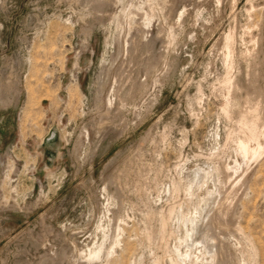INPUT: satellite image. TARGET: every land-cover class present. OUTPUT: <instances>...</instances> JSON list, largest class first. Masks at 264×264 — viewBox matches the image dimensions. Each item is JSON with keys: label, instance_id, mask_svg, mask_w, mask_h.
<instances>
[{"label": "rangeland", "instance_id": "1", "mask_svg": "<svg viewBox=\"0 0 264 264\" xmlns=\"http://www.w3.org/2000/svg\"><path fill=\"white\" fill-rule=\"evenodd\" d=\"M256 102L264 0H0V264H88L116 227L110 264H264V150L223 112Z\"/></svg>", "mask_w": 264, "mask_h": 264}, {"label": "bare ground", "instance_id": "2", "mask_svg": "<svg viewBox=\"0 0 264 264\" xmlns=\"http://www.w3.org/2000/svg\"><path fill=\"white\" fill-rule=\"evenodd\" d=\"M151 18V17H150ZM150 18H147L148 21H151ZM251 37L252 39L255 40V37L251 34ZM233 32L229 31L228 34L226 35V40H227V49L230 51L231 50V42L233 40ZM253 40V41H254ZM258 41V40H257ZM255 43L256 40H255ZM253 44V43H252ZM231 45V46H230ZM228 51V52H229ZM252 51V50H251ZM255 52V51H254ZM229 57V56H228ZM232 64H228L227 66V75H226V79H225V83L229 85V87L231 88H234V89H238L240 87V83L238 81H235L234 79H231L230 77V72L232 70ZM227 89V88H226ZM236 91V90H235ZM231 94V93H230ZM229 94V95H230ZM113 98H111L109 101V103L112 105L113 104V100H116V93L114 92L113 94ZM231 97V96H230ZM246 97V96H245ZM251 97V96H250ZM253 97V96H252ZM242 99V98H241ZM244 99V98H243ZM248 102L249 100V97H246L245 98ZM226 101V100H225ZM243 101V100H242ZM240 103V102H239ZM239 103L236 105V107L234 109L231 108V106L229 104H225L224 107H223V112H224V115L226 116V118H228L229 120H232L234 118V115L237 114V126L240 127V129H243L244 132L246 133V136H247V139H240L239 140V143H238V151L239 153L241 154V156L243 158H257L259 156H261L263 150H264V141H261L260 140V130L264 127L263 123H264V116L262 115V111L261 109H263V107L261 108L260 107V103L259 102H256V103H252L250 104L249 106L245 107V108H240L239 107ZM110 106V105H109ZM236 126V125H235ZM236 126V127H237ZM263 126V127H262ZM239 129V128H238ZM233 130V129H232ZM232 130L230 132H232ZM235 131V130H234ZM262 133V132H261ZM230 135V134H228ZM232 136V135H231ZM235 136V135H234ZM230 138V136H228ZM233 137V136H232ZM241 138V137H240ZM249 140L252 142H255V146H250L249 145ZM256 159V160H257ZM237 163V162H236ZM238 165V164H237ZM232 169L234 170V175H235V172H236V169L235 167ZM228 170H230L228 167H226V169L223 171V170H220L218 169L217 172H215L214 174H206L203 170V173H200L201 169H198L195 170V172L193 174H195L194 176L196 175H199L200 176V179H205V178H208V177H211L213 175H215V177H218L220 174L219 173H222V172H226L228 174ZM224 175V174H223ZM241 175V174H240ZM198 176V177H199ZM222 176V175H221ZM236 176V175H235ZM242 176V175H241ZM244 176V175H243ZM196 177V179L198 178ZM237 177V176H236ZM195 178V177H194ZM212 178V177H211ZM221 178V177H220ZM241 179H239V181L243 180L242 177H240ZM222 179V178H221ZM237 179V180H238ZM229 181V180H228ZM238 181V183H239ZM244 181V180H243ZM191 182V181H189ZM202 182V181H201ZM204 182V180H203ZM236 182V181H235ZM223 183V182H222ZM194 184V183H193ZM192 184V185H193ZM200 184V183H199ZM203 184V183H202ZM221 184V183H220ZM196 185V182L195 184ZM193 185V186H194ZM234 185V184H233ZM202 186V185H200ZM191 188V187H190ZM236 188V187H235ZM231 190V189H230ZM192 190L190 189V192ZM187 193V192H186ZM190 195V193H189ZM215 196V195H214ZM190 199V198H189ZM218 206V205H217ZM196 213V212H195ZM171 214V213H170ZM192 214V213H191ZM200 214V213H199ZM171 216V215H170ZM187 216V215H186ZM184 216V218L186 217ZM196 217V216H195ZM192 218V217H191ZM190 219V218H189ZM183 220V219H182ZM198 220V219H197ZM163 221V220H162ZM189 221V220H188ZM187 221V222H188ZM190 222V221H189ZM118 224V223H117ZM189 224V223H188ZM182 225H185V224H182ZM190 225V224H189ZM110 226V225H109ZM118 226V225H117ZM186 226V225H185ZM184 226V227H185ZM198 226V223L196 222L195 219H192L191 220V231H192V234L190 235V238H192V243H201L203 244V246L206 248V250L208 252L210 251H214V247L215 245H211L209 241H211L212 239H214L213 237L210 238L209 235L207 234H204L203 236L201 235V237L199 236L198 238L195 236L196 232H197V227ZM115 228V227H114ZM124 229V227H122ZM120 228V227H116L115 231L113 232L114 235H112V240H111V243L109 244V246H106V243L105 241H102L99 245H96L97 247H94V249H91L88 253V264H110L109 261H110V258L112 259L113 255L116 254V251H117V248L119 247L120 245V240L122 238H119L120 235V231H122L123 229ZM190 228V226H189ZM188 228V229H189ZM117 232V233H116ZM119 232V233H118ZM188 232V231H187ZM189 233V232H188ZM206 233V231H205ZM207 233H209L207 231ZM123 234V233H122ZM187 234V233H186ZM200 234V233H199ZM210 234V233H209ZM105 235V234H104ZM122 237V236H121ZM110 238V237H109ZM187 238V237H186ZM185 238V240H186ZM110 240V239H109ZM182 240V239H181ZM184 240V239H183ZM182 240V241H183ZM213 241V240H212ZM110 242V241H109ZM200 244V246H201ZM181 245V244H179ZM183 245V244H182ZM187 245V244H185ZM190 245V244H189ZM197 246V245H196ZM202 246V247H203ZM93 247V246H92ZM175 247H178V246H175ZM181 247V246H180ZM189 247V246H188ZM187 247V248H188ZM201 247V248H202ZM176 250V249H174ZM179 252V250H178ZM176 252L179 257L182 256V253H178ZM191 253V252H190ZM213 253V252H212ZM215 253V252H214ZM207 254H210V253H207ZM172 255V254H171ZM175 255V254H174ZM186 255V254H185ZM212 255V254H211ZM217 255V254H216ZM173 256V255H172ZM187 256L183 257V258H186ZM191 257V256H190ZM215 257V255H213V258ZM172 259V257H171ZM178 259V258H177ZM205 259V258H204ZM212 259V258H211ZM216 259V257H215ZM158 260V259H157ZM174 260V259H173ZM188 260V259H187ZM201 260V259H200ZM214 260V259H213ZM111 262V261H110ZM157 262V261H156ZM212 262V261H211ZM155 263V262H154ZM156 264V263H155ZM172 264V263H171ZM173 264H191V262H187L186 259H182L181 258V261L179 260H175V262L173 261ZM203 264V263H202ZM207 264V263H206ZM212 264H215V261L212 262ZM218 264V263H217Z\"/></svg>", "mask_w": 264, "mask_h": 264}]
</instances>
